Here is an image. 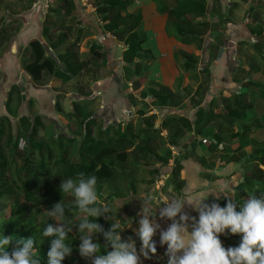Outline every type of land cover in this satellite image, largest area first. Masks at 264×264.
Masks as SVG:
<instances>
[{
    "label": "crops",
    "instance_id": "crops-1",
    "mask_svg": "<svg viewBox=\"0 0 264 264\" xmlns=\"http://www.w3.org/2000/svg\"><path fill=\"white\" fill-rule=\"evenodd\" d=\"M73 1L72 14L65 16L61 0H5L14 6L13 16L20 26L0 57V115L7 119L8 131L14 127L28 141L29 122L38 115V141L63 138L67 144L74 139L76 149L85 134V122L96 138L100 129L105 133L110 130L112 135L130 122L137 126L146 116H156L158 129L168 116H182L192 122V130L176 138L174 144L166 143L173 153L179 152L182 164L181 189L173 197L188 192L194 199L207 198L227 183L234 198L246 169L245 159L231 160L233 153H252L264 145L260 138L264 135V79L260 72L264 66L263 0H124L125 5L115 12L120 11L121 24L114 30L103 18L115 16L102 11L106 0ZM7 13H11L8 8ZM9 14L7 21L14 19ZM108 33L111 36L105 37ZM37 38L48 46L62 69L69 64L76 70L72 78L65 80L59 74L46 76L42 84L32 80L24 67L27 47ZM96 51L104 56L94 57ZM74 55L76 59H71ZM14 86L21 92L15 91L8 109ZM160 86L178 94L179 104L158 105ZM19 95L24 97L20 104ZM200 108L221 115L202 135L194 124ZM160 132L165 139L172 136L167 129ZM9 134L15 137L12 131ZM42 135L46 138H40ZM205 138L208 143L203 142ZM157 164L156 175L169 179L173 159L167 165ZM223 200L221 194L219 200L209 196L205 203L216 202L222 207ZM152 206L160 228L153 237L156 254L145 260L167 264V246L159 240L160 232L172 221L159 217L160 208L166 205ZM183 211L198 220V212L187 204ZM127 228L132 231H124L121 238L132 237L141 247L136 235L139 227L131 223ZM230 236L220 235L222 245L225 247V238H229L231 246H238Z\"/></svg>",
    "mask_w": 264,
    "mask_h": 264
},
{
    "label": "trees",
    "instance_id": "trees-1",
    "mask_svg": "<svg viewBox=\"0 0 264 264\" xmlns=\"http://www.w3.org/2000/svg\"><path fill=\"white\" fill-rule=\"evenodd\" d=\"M5 0H0V16ZM33 1V0H32ZM61 8L65 10V16H70L73 12V0H61ZM127 1L124 0H106L105 7L102 11H108L114 14L103 18L108 22L107 27L114 30L120 26V11ZM103 13V12H102ZM17 20V19H16ZM18 22V21H17ZM118 22V24H115ZM72 26H68L70 28ZM20 30L19 25L6 23L3 17H0V57L4 55V51L8 48L13 36ZM80 38V37H79ZM142 40H139L138 44ZM76 43L72 44L74 47ZM130 51H133V38L130 40ZM28 57L25 60V70L30 74L32 80L42 84L48 75H61L67 80L76 74V70L68 64L66 69H62L57 58L51 53L48 46L41 39H33L27 47ZM104 56V53L96 51L94 57ZM93 57V58H94ZM71 59H76L75 55ZM91 60V59H90ZM17 91L21 92L18 86H14L9 92L7 108L13 104V95ZM23 96L19 95L18 102L20 104ZM178 94L173 93L168 87L160 86L157 92L156 103L160 106L168 104H179ZM181 101V100H180ZM221 117L220 114L213 110L204 112L199 109L197 118L194 122L195 130L199 134H203L204 128L212 121ZM40 116L36 115L31 120L29 117H23L22 120L27 122L31 120L28 145L24 149L23 163L18 167H14V156L20 155V152L13 154V158L7 155L6 148H17L18 142L14 140V136L9 134L8 128L4 121H0V237L11 236L12 244L9 245L7 251L10 253L16 248V240L18 238L26 239L33 237L35 240V250L37 256L41 259L42 264H48L47 252L50 250L51 241L55 237H42L43 229L47 227L49 222H39L38 211L44 206L51 210L53 206L62 202L66 206H71L70 196L62 195L59 190L62 179L75 178L79 172L85 175H96L98 177L97 192L101 194L104 185L118 193L119 188L126 181L127 177H131L132 182L140 171L141 166L160 163L167 165L171 159L172 149L169 146L162 145L165 141L161 135V128L172 132L169 140L170 144L175 143V139L185 136L186 132L192 130V122L187 118L170 115L162 123L161 128L155 127V115L143 117L137 126L133 122L124 128H119L111 135L110 130L105 133L100 129V136L92 135L89 122H85V134L80 144L74 149V139H69L66 144L63 138L59 141L46 143L38 141L36 134L38 131V121ZM232 122V120L230 121ZM216 142H220L218 135H213ZM15 141V142H14ZM4 142V143H3ZM3 143V144H2ZM168 143V142H167ZM240 148H242L240 146ZM164 149V154L160 150ZM17 153V154H16ZM36 153H40L39 157ZM234 155V156H233ZM232 161L244 160L247 164L243 181L240 186L246 185L250 192L243 187L238 189L233 203H238L240 198H247L249 195H259L264 193V145L262 148L255 149L252 153L241 152L233 153ZM229 159V158H228ZM250 164V165H248ZM173 171L170 175V182L174 190L180 192L181 179L180 172L182 164L180 159L176 160ZM158 172V168H154L151 173ZM260 185V186H257ZM134 188V186H131ZM127 203V202H126ZM227 200H223L222 207L226 206ZM129 205V203H127ZM9 208V213L5 212ZM127 208H125L126 210ZM120 214L125 215L126 212ZM67 219V217H66ZM105 217H100L97 222L100 223L104 230L107 231V222ZM138 221V219H137ZM77 222V221H73ZM234 243L239 245L241 236L237 234ZM94 242L101 244V253L107 254L111 251L110 246L105 250L106 241L103 234H97ZM66 243L74 248L79 249L80 240L76 228L69 233ZM151 255V254H150ZM62 264H75L73 259L66 257Z\"/></svg>",
    "mask_w": 264,
    "mask_h": 264
},
{
    "label": "clouds",
    "instance_id": "clouds-1",
    "mask_svg": "<svg viewBox=\"0 0 264 264\" xmlns=\"http://www.w3.org/2000/svg\"><path fill=\"white\" fill-rule=\"evenodd\" d=\"M97 182L96 175L87 176L84 172L77 173L75 178L62 179L60 192L73 199L71 206L60 201L47 211L49 218L59 222V226L48 224L42 232V237H55L47 252L48 264H62L71 255L72 247L66 240L74 227L80 240L79 254L91 259V264H140L141 255L150 259L157 251L153 237L160 224L155 220V210L161 204L166 206L160 208V219L172 221L166 230L160 232L159 240L162 246H167V264H264V193L249 195L242 204L233 203L232 186L225 183L208 195L219 200L222 194L227 200L224 207L216 202L205 203L208 197L194 199L185 192L181 197L155 201L158 204L155 215H152L153 198L140 199L142 206L138 215L141 218L136 235L141 247L138 252L132 237L122 240L120 233L125 228L118 221L111 222L107 231L97 222L100 217L111 221L113 215L112 208L100 201ZM123 204L120 202L119 208ZM186 204L198 212V220L183 211ZM100 233L106 241L104 249L109 246L112 249L107 254H102L101 244L94 242V237ZM221 234H239L241 241L238 246L226 249ZM15 240L16 248L10 253L7 249L13 242L12 237H0V264H42L33 237Z\"/></svg>",
    "mask_w": 264,
    "mask_h": 264
},
{
    "label": "rangeland",
    "instance_id": "rangeland-1",
    "mask_svg": "<svg viewBox=\"0 0 264 264\" xmlns=\"http://www.w3.org/2000/svg\"><path fill=\"white\" fill-rule=\"evenodd\" d=\"M263 2H264V0H263ZM8 5L9 4L4 1V5H3V9L1 11L0 17H3L4 21L6 23H13V25L16 26L17 20L13 16V14H15V8H14V6H8ZM7 8L11 10L10 14L7 13ZM261 12H263V15H262L263 20L261 22H262V27L264 29V11H261ZM8 14L11 17H14V19L7 21L6 15H8ZM261 37H264V32L261 34ZM257 46H258L257 49L261 50L262 46L261 45H257ZM256 58L259 59V57H257V56H256ZM260 72H262L261 75H263V76H262L261 80H263L264 79V66H263V70ZM253 74H255V73H253ZM256 78H259V77L256 76ZM0 116H1L0 121H7V119H5L4 115H0ZM11 129L12 130H9V131H12L13 133H15V139L17 140L18 145H17V148H15V147L13 149L12 148H8V149L6 148L5 150L7 151V155L10 158H13V154L15 153V151L17 153L20 152L19 156H17V155L14 156V158H15L14 167H16V166L19 167L23 163V160L25 157L23 148H25L28 145V141H27V138L24 137V135H22L21 133L19 134L18 130L16 131L14 127H11ZM38 137L39 136L37 135V138ZM187 137H186V139H187ZM40 138L44 139L46 137L44 135H42ZM170 138H171V135L166 136V139L164 138L165 141L162 145L167 147L166 143L170 140ZM260 138L261 139L264 138V135H261ZM160 152H161V154H164V149H161ZM178 153L179 152H176V153L172 152L171 159H173L174 163H176V160L180 156ZM39 155H40V153H36L37 157H39ZM246 166H247V164H244L245 169H247ZM172 167L174 168L175 166L173 165ZM154 168H158L157 163H154V164L148 165V166H145V165L141 166V169L137 173V175L135 176L133 182L131 180L132 179L131 177H127L126 181L119 188L118 193H115V196H114L113 190L108 188L106 185H104L103 190L101 191V194L100 193L98 194L100 197V201L102 203L106 202L112 208V211H113L112 220L111 221L109 219L106 220L107 230L110 228L111 222L118 221L121 224V227L125 228L120 234L123 235L124 231H125V233L128 234V232L132 231L129 228H127L129 223L134 224L136 226V228L139 227L138 221L141 217L138 215V213H140L141 206H142V201L140 199L152 197L153 201H154L153 205H158L157 203H155V201H162L165 198L171 199L174 196V194H177L176 190H173L174 188H173L172 183L170 182V180H171L170 178L168 179V177L166 178L165 176L160 175L161 173H159L157 175H156L157 172L151 173ZM131 186H134V188ZM242 186L250 192L249 187H246V185H243V184H242ZM257 186H260V185H257ZM243 187L239 186V189H243ZM68 199L72 201L73 198L69 197ZM123 199H125V200H123ZM245 199L246 198H240L238 204H242ZM120 202H123L125 204H123L119 208ZM126 202L129 203V205H127ZM238 204H237V211L240 210ZM161 205H163V204H161ZM125 208H127V209L125 210ZM47 211H49V210L46 209L44 206L40 207V210L37 213L38 219H39L38 221L39 222H49V223H52L53 226H59V222L48 217ZM5 212L8 214L9 208H6ZM121 212L122 213L126 212V214L125 215L120 214ZM137 219H138V221H137ZM235 236L236 235H231L230 237L233 238ZM225 239L227 241V245L225 246L226 249L229 247H234V246L230 245V243H229L230 240L228 241L229 238H225ZM122 240H126V237L123 236ZM139 247H140V244L136 245L138 252L140 249ZM68 257H69V259H73L75 264H91V259L83 258L80 256L78 248H74L71 255ZM149 262H152V261L149 260ZM140 264H148L142 255L140 257Z\"/></svg>",
    "mask_w": 264,
    "mask_h": 264
},
{
    "label": "built area",
    "instance_id": "built-area-1",
    "mask_svg": "<svg viewBox=\"0 0 264 264\" xmlns=\"http://www.w3.org/2000/svg\"><path fill=\"white\" fill-rule=\"evenodd\" d=\"M107 36H111V33H108L107 35H105V37H107ZM203 142H204V143H208L209 140H208L207 138H205V139H203Z\"/></svg>",
    "mask_w": 264,
    "mask_h": 264
}]
</instances>
